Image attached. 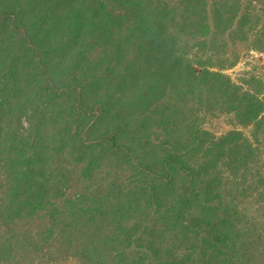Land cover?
I'll use <instances>...</instances> for the list:
<instances>
[{"label": "trees", "instance_id": "16d2710c", "mask_svg": "<svg viewBox=\"0 0 264 264\" xmlns=\"http://www.w3.org/2000/svg\"><path fill=\"white\" fill-rule=\"evenodd\" d=\"M241 11V0H0V264H24L33 245L19 221L43 209L42 233L57 230L86 264H264L238 196L264 182V98L218 69L255 27ZM252 42L264 51V28ZM215 110L252 123L254 140L205 128ZM64 161L104 171L105 190L64 196Z\"/></svg>", "mask_w": 264, "mask_h": 264}, {"label": "rangeland", "instance_id": "374dc122", "mask_svg": "<svg viewBox=\"0 0 264 264\" xmlns=\"http://www.w3.org/2000/svg\"><path fill=\"white\" fill-rule=\"evenodd\" d=\"M241 3V12L251 13L250 20L256 23L255 27L250 29L247 39L238 38L230 41L227 54L231 59L236 58V61L232 65L218 69L232 77L234 81L244 84V87L258 89L264 98V51L252 44L256 31L264 28V0H241ZM251 74L256 75L258 80L248 84L246 82ZM201 123L218 136L229 130L239 129L254 140L252 135L254 125L252 123L242 124L234 112L210 111L202 117ZM260 138L261 143L259 144L264 155V136L260 135ZM63 165L67 176L62 186L64 196H75L85 191L101 192L105 190L110 181V177H106L104 171L95 172L89 178L82 171L84 165L82 162L64 161ZM261 165L264 173V158H262ZM120 173H124V170H120ZM247 188L243 191V195L240 192L243 189H238L241 210L250 215L249 220H244V224L250 235L264 241V182L259 184L260 191ZM54 200L61 204L62 198L60 196ZM50 222L45 209L19 221L21 230L29 236L33 245L32 248L28 247L26 257L22 258V262L24 264H86L77 257L74 247L68 244V239L56 232L57 230L53 235L42 233L50 227ZM65 234L69 235V232L66 231ZM58 236H62L63 240Z\"/></svg>", "mask_w": 264, "mask_h": 264}]
</instances>
